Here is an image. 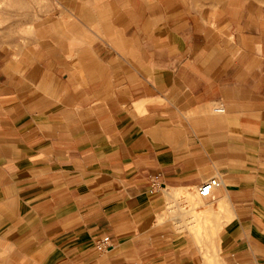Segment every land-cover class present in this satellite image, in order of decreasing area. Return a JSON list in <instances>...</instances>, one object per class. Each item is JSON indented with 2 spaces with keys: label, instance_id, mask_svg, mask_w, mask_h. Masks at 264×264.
I'll return each mask as SVG.
<instances>
[{
  "label": "crops",
  "instance_id": "crops-1",
  "mask_svg": "<svg viewBox=\"0 0 264 264\" xmlns=\"http://www.w3.org/2000/svg\"><path fill=\"white\" fill-rule=\"evenodd\" d=\"M156 2L99 0L89 20L110 40L73 62L43 47L55 61L1 64L0 47V264H264V63L220 39L245 34L244 11Z\"/></svg>",
  "mask_w": 264,
  "mask_h": 264
},
{
  "label": "rangeland",
  "instance_id": "rangeland-1",
  "mask_svg": "<svg viewBox=\"0 0 264 264\" xmlns=\"http://www.w3.org/2000/svg\"><path fill=\"white\" fill-rule=\"evenodd\" d=\"M196 7L207 4L210 8V17L215 19L214 3L229 9L240 6L242 13V31L245 34L221 35V43L225 47L231 46L240 40L241 47H257V64L264 63V0H193ZM99 0H0V47H2L1 64L5 58L13 62L25 60L31 57L34 51L38 57L45 58L49 62L56 60V53L52 52L46 58V49L65 47V54L59 59L73 62L78 54L74 53L77 47H98L106 40H110L103 33V29L89 20V14L94 13L96 3ZM113 5L120 0H112ZM149 7L153 8L156 0H145ZM227 11V10H226ZM255 11L256 15H253ZM213 12V13H211ZM225 19L232 17V10H228ZM251 22L255 23L257 35H247ZM212 27L218 28L213 20ZM225 31H233L230 22L224 25ZM75 47V48H73ZM4 51V52H3ZM6 51V52H5ZM9 52H12L10 55ZM71 72V71H68ZM171 217H179L178 231L184 234H192L202 242L210 240L215 235V230L210 224L202 226L198 214L193 209H168ZM192 211V213H191ZM187 226V227H186ZM186 227V228H185Z\"/></svg>",
  "mask_w": 264,
  "mask_h": 264
},
{
  "label": "built area",
  "instance_id": "built-area-1",
  "mask_svg": "<svg viewBox=\"0 0 264 264\" xmlns=\"http://www.w3.org/2000/svg\"><path fill=\"white\" fill-rule=\"evenodd\" d=\"M217 111H223V106H218L216 108ZM160 176L155 175L152 178V185L158 186L160 185ZM221 181L217 177H211L208 180L204 181L199 187H198V193L200 196L207 197L210 196L213 192V190L220 185ZM95 248L99 252H105L112 246L111 242V236L109 234H104L100 238H98L94 243Z\"/></svg>",
  "mask_w": 264,
  "mask_h": 264
}]
</instances>
